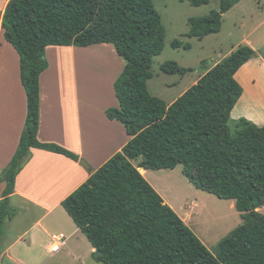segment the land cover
Returning <instances> with one entry per match:
<instances>
[{
    "label": "trees",
    "instance_id": "16d2710c",
    "mask_svg": "<svg viewBox=\"0 0 264 264\" xmlns=\"http://www.w3.org/2000/svg\"><path fill=\"white\" fill-rule=\"evenodd\" d=\"M186 1L192 7L209 0ZM218 9L189 19L188 39L218 34L222 16L241 0H218ZM3 38L19 58L20 83L26 97V118L18 147L0 173V238L16 210L9 205L16 175L30 149L64 156L72 153L36 140L39 76L47 67L49 46L87 48L110 45L124 66L113 83L117 108L106 118L120 123L130 140L87 181L61 202V207L84 235L100 264H264V126L245 119L234 123L230 113L242 89L237 71L257 54L239 46L172 104L147 90L153 58L163 51L165 30L152 0H8L0 12ZM177 49L181 43L174 41ZM185 50L190 45L184 46ZM264 60V52L260 54ZM201 64L206 65L205 62ZM167 75L192 69L174 62L161 66ZM134 167L132 162H136ZM196 190L234 202L241 224L216 245L213 254L139 174L172 171Z\"/></svg>",
    "mask_w": 264,
    "mask_h": 264
},
{
    "label": "crops",
    "instance_id": "0c3cea01",
    "mask_svg": "<svg viewBox=\"0 0 264 264\" xmlns=\"http://www.w3.org/2000/svg\"><path fill=\"white\" fill-rule=\"evenodd\" d=\"M7 2L0 0L1 13ZM253 44L250 41L245 46L250 47L257 57L244 64L234 76L242 94L230 118L235 121L245 119L260 128L264 126V61L259 56L261 51ZM108 46H49L44 50L48 67L39 76L36 140L72 153L87 165V170L79 165V161L43 150H29V158L15 177L14 190L9 199L10 207L17 213L4 225L0 238V264H100L93 260L95 251L60 204L92 173L120 153L130 140L123 126L108 120L105 115L107 109L117 108L113 83L124 64L117 62L113 56L115 52L112 57L105 58L98 51L105 49L112 52L113 47ZM93 49L97 52L91 51ZM77 66L82 70V84L77 79ZM25 118L26 97L20 83L19 58L5 42L0 28V173L17 150ZM138 172L144 178L145 171L138 169ZM3 188L4 184L0 182V198ZM183 202L185 204L181 206L178 217L191 229V214L198 208L202 209L203 202L195 198H184ZM232 203L230 207L234 208ZM164 204L167 205L166 202ZM167 206L173 209L171 205ZM260 210L257 209L259 213ZM173 212L176 214L174 209ZM17 220L21 229L13 232L10 228ZM192 233L207 250L212 243L213 251L224 238L214 240V235L210 236L207 231ZM53 234H62L65 239L57 253L50 252V237Z\"/></svg>",
    "mask_w": 264,
    "mask_h": 264
},
{
    "label": "rangeland",
    "instance_id": "374dc122",
    "mask_svg": "<svg viewBox=\"0 0 264 264\" xmlns=\"http://www.w3.org/2000/svg\"><path fill=\"white\" fill-rule=\"evenodd\" d=\"M218 4V0H209L207 5L195 8L186 1L152 0L153 8L158 13L165 30V38L162 53L152 60L150 69L152 79L147 82V90L151 96L170 105L193 86L207 68L216 65L233 49L245 46L247 42L251 41L261 51L259 56L264 52V0H242L239 5L222 17L218 34L210 35L202 40L185 37L189 30L187 21L207 16L218 9ZM174 41L180 42L181 47L174 49L172 47ZM186 44L190 45L189 50L184 49ZM91 51L97 52L96 49ZM98 51L104 54L105 58L112 57L111 54H114L113 49L112 52L105 49H98ZM113 56L116 57L117 62L123 63L116 55ZM167 62H174L181 68H190L192 72L183 77L164 74L160 68ZM202 62L206 65L201 64ZM76 72L79 84H82L84 78L83 75L81 77L82 70H79L78 66ZM109 72L112 75V72ZM88 77L86 73V81ZM69 83H71L70 79ZM234 123L235 119L231 118L228 123L231 134L234 133ZM137 163L138 161L133 162V166L136 167ZM181 169V166H177L172 171L147 170L144 179L167 205L173 207L177 216L180 215L181 206L185 204L184 198L202 200V209L198 208L191 214L193 224L190 225V230L197 234H200V231H207L210 236L213 234L216 240L227 236L241 224L240 217L234 208L230 207V204H233L232 201L219 200L213 195L196 190L183 177ZM260 209V214L264 215V206ZM19 229H21L20 222L17 220L10 230L14 232ZM208 247V251L213 253L212 243H209Z\"/></svg>",
    "mask_w": 264,
    "mask_h": 264
},
{
    "label": "built area",
    "instance_id": "2783aa9c",
    "mask_svg": "<svg viewBox=\"0 0 264 264\" xmlns=\"http://www.w3.org/2000/svg\"><path fill=\"white\" fill-rule=\"evenodd\" d=\"M65 239L62 234H53L50 237V252L51 253H57L61 249V247L64 245Z\"/></svg>",
    "mask_w": 264,
    "mask_h": 264
},
{
    "label": "water",
    "instance_id": "95a60500",
    "mask_svg": "<svg viewBox=\"0 0 264 264\" xmlns=\"http://www.w3.org/2000/svg\"><path fill=\"white\" fill-rule=\"evenodd\" d=\"M80 166H82L85 170H87V165L83 161L78 162Z\"/></svg>",
    "mask_w": 264,
    "mask_h": 264
},
{
    "label": "bare ground",
    "instance_id": "6f19581e",
    "mask_svg": "<svg viewBox=\"0 0 264 264\" xmlns=\"http://www.w3.org/2000/svg\"><path fill=\"white\" fill-rule=\"evenodd\" d=\"M141 170V169H140Z\"/></svg>",
    "mask_w": 264,
    "mask_h": 264
}]
</instances>
